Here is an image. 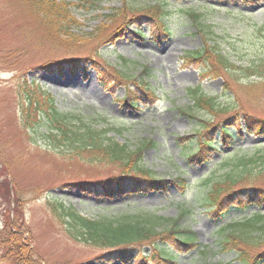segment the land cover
<instances>
[{
	"label": "rangeland",
	"instance_id": "374dc122",
	"mask_svg": "<svg viewBox=\"0 0 264 264\" xmlns=\"http://www.w3.org/2000/svg\"><path fill=\"white\" fill-rule=\"evenodd\" d=\"M68 1L73 4L72 15L81 24L72 29L74 37L63 35L52 42L43 35L37 18L19 0H0V241L7 236L6 220L12 233L21 235L18 244L10 247L0 244V264H17L8 251L31 252L38 264H135L106 259L108 255L99 258L107 249L103 251L84 236V227H71L64 211L73 207L81 216L97 219L103 215L104 218L105 214L115 216L121 212L127 201L153 207L167 217H176L178 213L175 203L171 202L178 198L174 184H169L166 192L138 193L125 200L98 198L75 187L81 183L89 187L91 183L113 177L119 167L108 163L90 164L91 152L82 151L83 147L74 149L79 144L72 143L69 136L63 138L57 131L48 133L34 121V113L29 123L20 108L27 102L30 91L37 94L39 89L48 93L63 114L61 122L70 129H78L84 123L100 128L107 122L113 127L107 128L112 129L110 137L119 144L126 143L128 148L152 140L156 149L145 150L142 161L165 180L169 178V171L174 176L177 174L168 160L165 161V155L175 157L182 164L178 147L181 142L177 138L190 134L197 125L177 110H195L188 108L192 105L188 99L189 88L198 85L205 94L216 95L222 102L228 101L230 95L259 98L244 102L243 107L264 118V79L249 77L243 70L221 69L214 76L205 70L209 64L183 59L188 51L203 48L205 38L208 43H216L238 66L260 58L264 48V0ZM195 2L204 7L201 11L204 27L199 24L201 33L195 32L197 28L187 16L188 10L198 8ZM143 4L165 6L171 35L157 42L154 33L158 29L152 28L153 22L148 23L146 19L141 27L144 40H138L130 32L136 28L133 24L128 25L130 31L125 28L121 32L120 19L131 16L125 12L127 5L138 9ZM120 9L122 12L117 18L108 17ZM90 56L99 67L90 62L86 68L82 64L75 71L60 67L61 62L77 60L73 64L76 67L79 61ZM113 69L129 73L130 81L118 79L110 73ZM132 80H142L154 97L150 99L137 90ZM127 85L132 86V92L142 101L138 109L122 104ZM192 112L205 118L198 110ZM122 124L125 126L121 127ZM114 127L123 131L118 133ZM262 140L264 135L245 133L236 144L250 149ZM209 167L189 164L185 176L200 177ZM256 185H264V175ZM192 192L193 188L188 194ZM189 223L197 241L213 247L211 232L215 222L205 213H199ZM143 251L147 253L148 247ZM232 257L225 260L214 252L209 260L238 264ZM197 260L182 254L176 264H196Z\"/></svg>",
	"mask_w": 264,
	"mask_h": 264
},
{
	"label": "trees",
	"instance_id": "16d2710c",
	"mask_svg": "<svg viewBox=\"0 0 264 264\" xmlns=\"http://www.w3.org/2000/svg\"><path fill=\"white\" fill-rule=\"evenodd\" d=\"M19 1L37 18L43 35L52 42L60 40L63 35L74 37L75 33L72 29L81 24L72 15L73 4L68 0ZM195 4L197 10L187 9V16L196 26L195 32L201 33L200 26L204 27L201 18L203 16L201 13H204L201 11L204 7L199 2ZM199 5L202 8H199ZM127 6L129 8L125 12H130L131 16L125 19V15L120 19L121 32L142 16L152 18L156 23L155 27L161 28L162 33L167 35L170 31L165 28V21L168 19L164 15L165 6L143 4L138 9L135 6ZM184 7L186 6H182ZM188 7L191 8L189 5ZM121 12L122 9L117 10V13L108 17L115 19ZM134 34L137 36V33ZM262 50L263 54L260 58L238 66L216 43L214 45L208 43L205 38L203 48L190 53L188 51L183 59H187L189 63L209 64L205 70L214 76L221 69L227 72L243 70L249 77L252 75L264 79V48ZM79 62L78 66L73 67V64L78 63L77 60L64 61L60 63V67H68L74 71L77 67H81L82 63L83 67L89 62L96 68L100 66L91 56ZM110 73L124 82L130 81L129 73L124 70L113 69ZM132 82L138 85L141 92L154 96V93L144 87L145 83L142 80H132ZM132 89V86L127 85L126 94L121 97V101L123 106L138 109L142 101ZM188 92L189 102L192 103L188 108L195 110L191 112L182 108L177 110L179 114L192 119L197 125L193 126V132L190 134L177 138L181 142L178 147H180L179 155L183 158L182 164L177 162L175 157L165 155V161L168 160L177 173L174 176L169 171V178L166 180L142 161L145 150L156 149V143L152 140L148 139L144 143L133 145V148H128L126 143L119 144L113 136L110 137L109 132L112 129H107L111 127L107 122L100 128L84 123L78 129H70L61 122L63 114L57 109L54 99L39 89L37 94L35 91H30L27 102L21 106L20 110L29 123L34 113L36 118L34 121L46 128L48 133L57 131V134L63 138L69 136L72 143L79 144L74 149L83 147L82 151L91 152L88 158L90 164L108 163L119 167V172L113 177L91 183L89 187H85L82 183L78 185L73 183L80 191L83 190L102 199L125 200L138 193L166 192L169 184L175 185L178 198L171 202L176 205L178 212L176 217H167L157 213L158 211L153 207L146 208L127 201L123 210L115 216L105 214L104 218L102 215L97 219L81 216L73 207L67 208L64 213L69 218L68 224H72L71 227H84L86 230L84 236L93 240L103 251L107 249L99 258L104 259L108 255L110 257L106 259L116 258L124 262L133 261L135 264H176L182 254H185V258H197L196 264H224L222 260H219L221 263H212L209 260V256L215 252L225 260L234 256L231 259L238 264H264V209H261L264 204V185H256L264 175V141L253 144L250 149L236 144L237 139H241L245 133L252 136L264 135V118L243 107L244 102L258 101L259 98H251V100L248 94L246 99L230 95L228 101L222 102L216 95L205 94L198 85L189 88ZM197 110L204 114L205 118H199L192 112ZM124 126L122 124L121 127ZM115 129L118 133L123 131L120 128ZM216 157L218 159H214ZM189 164H206L210 167L200 177L188 179L185 173L188 174ZM192 188L193 192L188 194ZM199 213H205L212 222H215L211 232L214 238L213 247L200 244L190 227L189 221L196 220V215ZM180 221H184L185 224ZM8 223L9 221L6 220L4 227L7 236L5 239L3 236L0 244L2 246L7 244L6 246L10 247L19 243L18 239L21 235L12 233ZM145 247H148V253L143 252ZM118 248L121 249L117 250ZM8 252L12 253L11 257H14V262L17 264H38V260L31 252L15 251L14 254L13 251Z\"/></svg>",
	"mask_w": 264,
	"mask_h": 264
}]
</instances>
